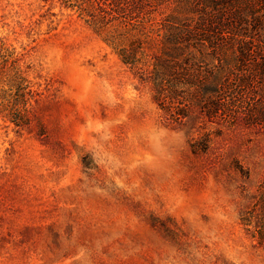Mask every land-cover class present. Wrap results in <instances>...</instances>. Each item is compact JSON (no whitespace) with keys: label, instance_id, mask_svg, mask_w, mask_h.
Segmentation results:
<instances>
[{"label":"rangeland","instance_id":"obj_1","mask_svg":"<svg viewBox=\"0 0 264 264\" xmlns=\"http://www.w3.org/2000/svg\"><path fill=\"white\" fill-rule=\"evenodd\" d=\"M222 1L196 47L231 55L264 36V0ZM205 2L157 0L151 15L200 23ZM0 42L38 92L28 125L0 113V264H264L240 221L264 178L263 126L171 122L56 0H0Z\"/></svg>","mask_w":264,"mask_h":264},{"label":"trees","instance_id":"obj_2","mask_svg":"<svg viewBox=\"0 0 264 264\" xmlns=\"http://www.w3.org/2000/svg\"><path fill=\"white\" fill-rule=\"evenodd\" d=\"M56 1L100 36L139 82L151 86L157 107L171 122L198 112L214 124L243 121L245 126L264 127V36L259 32L258 40L237 41L231 55L224 53L225 48L196 47L207 42L197 26L208 23L206 17L218 6L222 8V0H206L198 16L200 23L190 17L152 16L157 0L156 4L152 0ZM241 15L235 16L236 23L241 22ZM253 22L260 28L257 18ZM27 69L21 55L0 42V113L15 126L29 124L31 102L38 94L27 79ZM259 190L240 221L247 230L254 225L251 237L262 244L264 178Z\"/></svg>","mask_w":264,"mask_h":264}]
</instances>
